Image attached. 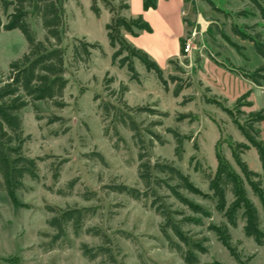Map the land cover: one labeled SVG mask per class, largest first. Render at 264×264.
<instances>
[{
  "label": "rangeland",
  "instance_id": "1",
  "mask_svg": "<svg viewBox=\"0 0 264 264\" xmlns=\"http://www.w3.org/2000/svg\"><path fill=\"white\" fill-rule=\"evenodd\" d=\"M158 1L155 9L158 8ZM257 1L264 7V0ZM128 3L136 11L137 1L129 0ZM128 3L126 0H69L65 6L67 29L62 48L66 51V79L69 81L63 98L66 107L57 109L52 103H37L38 112L32 107L22 112L26 138L24 153L39 160L40 182L26 179L25 189L16 194L17 205L7 193L0 192V264H185L162 235V221L149 208L150 201L136 202L125 195L103 189L114 180L129 187L144 189L138 178V149L131 133L118 128L124 140L118 142L119 150L113 149L112 143L104 136L99 105L102 101L117 105L105 91L104 80L108 73L115 78L112 84L114 90H119L122 82L130 87L125 95L128 105L150 106L169 114L168 118L147 113L134 116L153 164L158 161L173 163L190 177L197 188L210 193L209 182L218 168L216 147L219 145L233 168L242 174L232 156L230 144L248 142L228 114L217 105L208 104L207 100L216 98L226 108L233 110L238 101L251 92L242 111L250 113L264 108V83L262 87H257L232 71L243 68L253 72L264 63L253 43L241 40L232 32L233 27L237 26L251 35L254 34L253 30L263 33L257 6L252 0H189V3L184 2L185 5L183 0H163L161 7L169 11L172 19L170 31L155 14L133 16L132 10L126 14L127 19L142 17L150 26V31L137 30V35H133L143 48L140 50L158 64L167 80L174 69L173 76H179L184 85H188L176 98L173 95L176 85L170 82L167 92L156 73L149 72L140 60L135 59L134 64L142 84L131 80L126 67L113 66L114 50L106 31V25L112 20H109L107 11L101 13L102 10L112 13L111 9H114L112 17L123 16L128 10ZM94 5L100 9L99 17L93 12ZM182 10L195 20L192 23L191 19H187L186 23V36L192 29H197L195 50L191 59L181 58V61H172V65L167 66L166 55L179 47L178 43L177 46L175 44L177 40L174 34L178 32L175 25L184 27L185 20L180 17ZM31 24L37 38L43 39L45 32L38 23L32 20ZM84 39L99 43L102 51H92L88 64L75 68L74 44ZM234 46H238L240 51ZM27 51L28 43L20 30L3 31L0 34V71L7 74L10 65ZM95 96H99L100 100L95 101ZM190 98V102L182 105ZM249 102L253 103V107L247 106ZM180 114L189 115V118L180 121ZM38 116L43 119L38 120ZM54 117H61L64 122L49 125V120ZM159 122L162 125H153ZM109 125L111 122L107 121L106 126ZM148 129L159 134L163 143L156 139L151 143ZM169 129L185 138L179 155L176 154V140L168 132ZM260 129L264 140V125ZM95 153L102 154L105 163L95 157ZM242 160L250 170L259 174L264 192V170L256 150H247ZM57 171L60 177L55 180ZM72 182L74 185L70 187ZM246 188L250 200L258 208L264 231L262 201L248 184ZM86 192L96 194L92 201L82 198ZM160 194L165 196L163 201L172 211L195 216L174 198L167 197L169 193ZM182 195L212 214V218L203 219V226H183L192 242L207 240L205 247L208 253L198 254L199 264H264V244L260 246L245 235L242 221L237 229L230 227L231 253L209 230L211 224H227L213 203L187 192H182ZM49 206L59 210L95 208L96 215L85 223L79 237L69 227L65 238L52 245L54 233L47 225L52 217L47 211ZM175 218L182 220L180 216ZM93 228L100 229L110 240L106 246L111 248L114 261L102 257L91 262L83 256L82 244L95 250L103 246L99 238L87 234L86 231ZM172 238L177 242L173 235Z\"/></svg>",
  "mask_w": 264,
  "mask_h": 264
},
{
  "label": "trees",
  "instance_id": "2",
  "mask_svg": "<svg viewBox=\"0 0 264 264\" xmlns=\"http://www.w3.org/2000/svg\"><path fill=\"white\" fill-rule=\"evenodd\" d=\"M69 0H0V34L5 31L20 30L28 43V51L24 56L14 61L7 74L0 71V192L7 193L14 205L16 194L25 189L24 181L29 179L33 182H40V168L38 159L30 158L24 153L26 138L23 133L22 112L28 107L34 108L38 112L37 103H52L57 109H64V93L69 81L66 79L68 69L65 65L66 51L62 48L64 34L66 33L65 6ZM157 0H144L146 11L156 8ZM260 12L263 33L254 31L251 35L247 31H242L234 26L232 32L243 41L254 44L257 54L264 61V7L257 0H252ZM189 3V0H185ZM214 10L216 7L211 4ZM129 8V6H126ZM93 12L100 16V9L95 5ZM114 12V9H111ZM32 20H35L39 27L45 32L43 39H38L32 29ZM188 23V20H185ZM137 30L150 31V26L142 17L137 19H127L120 15H114L112 21L106 25L107 36L111 48L115 50L112 56V64L120 68H127L131 74V80L140 82V75L137 72L134 60H140L149 72H155L164 89L169 92V83L175 84L174 97L178 98L188 87L184 85L179 76H170L167 80L164 72L154 62L148 54L132 46L124 37V33L137 35ZM183 40L181 41L183 45ZM240 51L238 46H234ZM100 50L99 43H90L84 40H77L74 44L73 67L81 64H88L92 51ZM243 78L250 80L255 86L262 87L264 83V63L255 71L250 72L243 68L232 69ZM115 78L109 73L104 80L105 91L108 97L114 102L102 101L99 105L100 117L104 131V136L112 143L113 149L119 150L118 142H123L119 135V127L131 133L132 139L138 149V178L144 189L129 187L126 184L112 181L103 187L104 191L125 195L131 200L144 203L150 201L149 208L162 221L160 231L169 247L178 253L185 264H199V255H206L208 249L205 247L207 240L192 242L183 226L195 225L203 226L204 218H212V214L204 210L200 205L193 203L182 195V192L200 196L211 201L216 211L223 215L227 224L217 226L211 224L209 230L213 231L223 246L232 253L230 246V227L237 229L240 221L244 223V233L248 238L253 239L258 245L264 244V231L261 228L259 211L254 202L248 196L246 184L253 192L260 197L264 206V192L262 189L259 174L249 169L243 162L242 155L249 149L254 148L258 154L262 168L264 170V140L261 138L260 127L264 125V108L246 113L242 107L246 106L245 101L251 96V92L244 95L236 104L233 110L226 108L221 101L216 98H209L208 104H215L221 108L232 119L240 134L247 140L248 144L235 142L230 144L232 156L240 168L242 174L238 173L231 163L226 159L223 151L216 147V158L218 168L215 176L209 182L210 193H204L173 163L156 162L152 163L146 151L140 128L134 116L147 113L150 116L168 118L169 114L161 112L150 106L131 107L125 100V95L130 91V87L122 82L119 90H114L112 84ZM100 97L95 96V101ZM187 99L182 105L190 102ZM248 107H253L249 102ZM180 121L189 118V115L180 114ZM38 116V120H42ZM110 121L111 125L106 126ZM64 122L61 117H54L49 120V125ZM162 125L161 122L153 124ZM177 143L176 154L179 155L183 148L184 136L169 129ZM151 136V143L155 139L160 141L161 136L148 129ZM102 163L105 159L102 154L95 153ZM60 172L57 171L54 179L58 180ZM71 183L70 187H73ZM160 192L169 193L167 197L174 198L185 206L188 211L195 216H187L185 212L172 211L165 203V196ZM62 193V192H60ZM96 194L86 192L82 198L85 201H92ZM47 211L52 217L47 221V225L53 231L52 245L61 242L71 227L76 237H79L85 223L96 215L95 208H68L59 210L47 207ZM176 216L182 217L181 221L176 220ZM88 235L99 238L103 246L97 250L90 248L87 244L81 245V251L85 258L93 262L105 257L114 261L107 236L97 228L88 229ZM172 235L177 239L175 242ZM48 237V236H47ZM233 255V254H232Z\"/></svg>",
  "mask_w": 264,
  "mask_h": 264
},
{
  "label": "crops",
  "instance_id": "3",
  "mask_svg": "<svg viewBox=\"0 0 264 264\" xmlns=\"http://www.w3.org/2000/svg\"><path fill=\"white\" fill-rule=\"evenodd\" d=\"M127 1V3H128V1L129 0H126ZM137 1V6H138V8L136 9V11H133L132 10V6H131V4L130 3H128V6H129V8H128V10L126 11V13L125 14H123V16L124 17H126V18H128L127 17V13L129 14L130 12H131V10H132V13L134 14L133 16H137V14H140V13H142L143 15H144V17H146L147 15H149V14H155V15H157L158 17H159V19H160V21L164 24V26L170 31L171 30V24H172V19H171V16H170V14H169V11L167 10V9H165V8H162L161 7V5H162V3H163V0H159L158 1V8L157 9H150V10H148V11H146L145 9H144V0H136ZM185 0H183V4L185 5ZM104 11L106 12H108L109 14H108V18H109V20L111 21L112 20V13H110L108 10H102V13L101 14H103L104 13ZM185 10H182L181 11V19H183V20H186V19H191L193 22L192 23H194L195 22V20H194V18L193 17H188V14H187V12L185 11V16H183V12H184ZM132 18H134V17H132ZM110 23V22H109ZM183 25H184V27L183 28H181V27H177V25H175L176 26V28H178V32H176L175 34H174V37H175V40H177V42L175 43L176 44V46H177V43H178V46L179 47H176V48H174L173 49V51L171 52V53H168L167 55H166V59L168 60V62H169V64L167 65V66H169L170 64H171V62L172 61H177V60H179V61H181L180 60V57H181V54H182V47H181V41L185 38V36H186V34H187V27H186V23H183ZM177 30V29H176ZM124 37H125V39L128 41V43H130L131 45H133V46H135V47H137V48H139V49H141L142 48V46L137 42V40H136V38H134L133 37V35H131V34H127V33H124ZM110 43V42H109ZM113 49V48H112ZM143 49V48H142ZM114 50V49H113ZM114 52H115V50H114ZM158 63H159V61L156 59V58H154ZM172 65V64H171ZM113 66H117V65H113ZM118 67V66H117ZM173 67V66H172ZM169 75H175V70L173 69L172 71H171V73L169 74ZM168 75V76H169ZM141 84H142V81H141ZM253 84V83H252ZM254 85V84H253Z\"/></svg>",
  "mask_w": 264,
  "mask_h": 264
},
{
  "label": "built area",
  "instance_id": "4",
  "mask_svg": "<svg viewBox=\"0 0 264 264\" xmlns=\"http://www.w3.org/2000/svg\"><path fill=\"white\" fill-rule=\"evenodd\" d=\"M183 16H185V11L183 12ZM197 36V29H192L189 33V35H187L184 38V42H183V47H182V56L181 58H187V59H191V57L193 56V52L195 50V39Z\"/></svg>",
  "mask_w": 264,
  "mask_h": 264
}]
</instances>
